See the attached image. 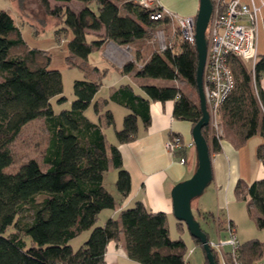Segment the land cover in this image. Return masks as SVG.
Segmentation results:
<instances>
[{
    "label": "trees",
    "instance_id": "1",
    "mask_svg": "<svg viewBox=\"0 0 264 264\" xmlns=\"http://www.w3.org/2000/svg\"><path fill=\"white\" fill-rule=\"evenodd\" d=\"M75 1L82 5L78 11L39 0L43 11L55 20V39L60 41L71 33L66 42L71 56L86 59L103 42L112 41L132 48V59L122 64V73H132L145 81L152 78L169 82L157 85L141 81V92L129 83L122 84L99 103L93 99L100 82L75 79L70 107L55 112L51 100L58 104L66 101L59 70L50 66L46 51L26 44L12 16L0 10V264H105L110 241L121 242L127 257L139 264H185L190 249L180 236H170L163 211H149L136 201L121 208L115 217L106 218L102 225L96 222L102 210L116 205L104 183L110 167L116 170L114 186L120 198L130 192V174L122 165L118 144L135 137L139 121L144 126L149 123L150 101L173 100L172 115L192 126L200 118L195 45L181 39L167 18L150 19L149 11L132 0ZM158 28L165 33L164 50L158 49L152 37ZM90 32L96 34V39L87 42ZM228 64L234 87L218 108L222 135L210 136L207 126L201 130L210 154L220 150L223 138L230 139L235 147L254 134L264 138V89L260 86L264 54L257 55L253 65L237 56L230 57ZM177 80L184 81L193 94L170 83ZM108 102L124 107L126 113L121 127L114 130L116 142L106 147L102 125L114 126V117L109 109L100 115L99 107ZM91 104L97 121L85 114ZM38 118L43 119L48 132L41 159L44 166L30 158L17 170L8 171L13 161L11 142L23 126ZM256 156L264 164L263 143L257 145ZM233 194L236 200L246 203L256 226L263 228L264 178L250 183L237 180ZM216 212L217 229L223 234L226 212L217 209L202 212L201 217L213 222ZM85 230H89L87 238L72 249L69 241ZM191 239L202 248L199 240ZM211 251L215 264H219L218 254ZM263 253L264 241L251 238L239 243L236 258L240 264H252Z\"/></svg>",
    "mask_w": 264,
    "mask_h": 264
},
{
    "label": "crops",
    "instance_id": "2",
    "mask_svg": "<svg viewBox=\"0 0 264 264\" xmlns=\"http://www.w3.org/2000/svg\"><path fill=\"white\" fill-rule=\"evenodd\" d=\"M47 1L50 6L67 5L75 11H78L82 6L80 2L75 0H70L68 2L56 0ZM255 2L258 3V0H255ZM159 3L162 8L169 11L174 10L179 15L184 16H195L198 8V0H179L174 3H171V0H159ZM36 5L38 10H40L41 6L39 1ZM11 16L16 26H18L13 15ZM260 16L256 44L257 55L264 54V6L261 8ZM54 21V18H52L53 29L55 30ZM34 31H38L37 27ZM101 32L102 30L97 33L100 34ZM95 35L96 34L92 32L88 33L86 35V41L91 42L93 39H96ZM70 38L71 36H69L68 39L64 38L65 42ZM64 39L62 38L60 41L55 40L59 45ZM98 51L103 54L106 63L113 66L114 70L106 68V66H103V70V68L94 65L92 74H103V79L106 78L109 82V84L106 85L108 94L106 93L105 98H103L104 96H97L101 87L104 86L100 82V88L94 95V101L101 102L103 99H106L113 90L122 84L129 83L135 91L141 92L139 90V83L145 80L134 77L132 73L124 74L120 70L124 62L132 59V48L130 46L118 45L112 41H106L101 44L100 48L92 50L88 55ZM69 56L74 62L78 63L79 61L81 63V60H78L76 57ZM136 63L140 65L141 61ZM170 83L174 84L175 81H171ZM260 86L264 89V73L260 78ZM172 110L173 100L164 102L150 101L149 123L144 126L142 122L139 121L135 137L131 141L118 144L122 165L130 174L131 186L129 194L123 199L120 198L115 190L113 195L116 200V205L112 210L111 216L115 217L121 208L130 206L136 201H141L149 211L165 212L168 217V224L170 219L174 218L172 214L170 191L177 182L188 178L193 173L196 166V155L194 145L185 147L183 152L185 162L181 164L178 161L179 155H170L165 149L164 142L172 134L179 135L186 143L192 142L191 123L186 120L175 118L172 115ZM114 142H116L115 136L114 140H110L108 143L105 141L106 147ZM260 143H263L264 147V138L259 134H254L249 137L240 147H235L230 139L223 138L220 140V150L210 154L212 167L211 182L213 183L209 193H211L215 200L211 207H216L215 211L217 209H226L227 216L232 220L234 226L236 225L229 215L227 207L229 203L235 200L233 194L235 183L239 179L245 183H250L254 179L264 178L262 161L256 156V147ZM215 211L212 210L211 212ZM104 260L105 264H139L127 257L121 242L115 241H110L107 244Z\"/></svg>",
    "mask_w": 264,
    "mask_h": 264
},
{
    "label": "rangeland",
    "instance_id": "3",
    "mask_svg": "<svg viewBox=\"0 0 264 264\" xmlns=\"http://www.w3.org/2000/svg\"><path fill=\"white\" fill-rule=\"evenodd\" d=\"M38 1L39 0H0V10H6L10 15H13L17 25L20 27L22 38L26 44L29 47H36L38 49L45 50L50 55V66L59 70L62 80V95L66 97V101L58 104L55 99H52L51 104L54 111L59 112L61 109H68L70 107V103L73 100L72 84L75 79L90 78L101 82L104 86H102L103 88L101 87L102 90H99L100 92L97 96H104L103 98H105L107 93L106 85H108L109 82L106 80V78L103 79V74H95L96 76L93 75L92 69L94 65H97L100 68H103V70V66L114 70L113 66H111L109 63H106L103 54L99 51L92 52L86 59L83 60H81L79 57H76L78 60H81L80 66L74 65L73 62H71V58L68 60L70 54L64 38L68 39L69 36H71V33H68V35L63 38V42L59 43L58 45L53 33L54 29L52 16L43 12L42 8V10L40 9L41 11L38 10L36 5ZM176 1L179 0H171V3ZM170 11L176 13L174 10ZM36 27L38 29L37 32L34 31ZM145 82L150 84L166 85V83L169 81L148 78ZM174 84L182 87L187 92L191 91V94H193L192 89L189 88L184 83V81L177 80ZM105 109H109L114 117V126L107 127L103 125L102 127L105 141L108 143L110 140H114V129H119L121 127L123 115L126 113V109L113 102H108L106 105L101 104L99 107V114L102 115V112ZM85 114L92 121L98 120V116L94 112L92 105H90L85 110ZM206 126L208 129V124ZM47 140L48 132L44 125L43 119L38 118L27 123L22 127L16 138L10 144L13 161L8 166L7 170H17V168L23 162L30 158H34L42 166H44L41 162V159L47 144ZM115 177L116 170L110 167L105 176L104 183L108 190L112 193H115ZM212 183L213 182L210 181L199 195L191 199L190 206L194 217L200 224L201 229L208 233L210 239H215V221L212 222L210 219L203 220L201 217L202 212H208L212 210L215 211L216 208L214 206L211 207L213 202H215L213 196L211 193H209ZM112 210L113 209L102 210L99 214L96 224L102 225L106 218L111 216ZM227 210L236 225L235 227L239 241L242 242L251 238L264 241V227L258 228L256 226L254 219L251 218L246 211V203L244 201L235 199L228 204ZM223 211L225 213L226 209H223ZM169 232L172 238L180 236L182 239H184L188 250L192 248V252L188 254V264H205V255L203 249L192 241L185 224H177L176 219L171 218L169 221ZM88 234L89 230H85L75 238L71 239L69 244L71 245L72 249H77L87 238Z\"/></svg>",
    "mask_w": 264,
    "mask_h": 264
},
{
    "label": "built area",
    "instance_id": "4",
    "mask_svg": "<svg viewBox=\"0 0 264 264\" xmlns=\"http://www.w3.org/2000/svg\"><path fill=\"white\" fill-rule=\"evenodd\" d=\"M210 1L212 10L206 28L207 51L202 71V88L208 112V133L210 136L220 137L222 130L218 121V108L234 87L228 59L237 56L253 65L257 56L258 21L264 0H258V3L255 0ZM133 2L147 9L152 20L167 18L177 28L181 39L194 44L195 16L173 13L162 8L159 0H133ZM153 38L159 50L166 48V38L162 28L154 31ZM190 145L193 143H186L179 135L173 134L164 142V147L170 155L180 156L178 161L181 164L185 162L184 149ZM214 219L216 237L207 241L210 248L218 254L219 264H240L236 258L240 241L233 222L226 214L222 224L223 234H220L217 229V212ZM190 252L192 249L188 254ZM188 254L185 257V264H188ZM252 264H264L263 257L254 260Z\"/></svg>",
    "mask_w": 264,
    "mask_h": 264
},
{
    "label": "water",
    "instance_id": "5",
    "mask_svg": "<svg viewBox=\"0 0 264 264\" xmlns=\"http://www.w3.org/2000/svg\"><path fill=\"white\" fill-rule=\"evenodd\" d=\"M211 10L212 4L210 0H198L194 23V45L197 54L195 82L201 116L191 128V138L196 155V166L188 178L177 182L172 187L170 198L174 218L186 225L191 237L199 240L208 264H215L206 233L201 229L190 206L191 199L199 195L212 179L209 147L201 131L208 124V112L206 110L202 88V71L207 51L205 33Z\"/></svg>",
    "mask_w": 264,
    "mask_h": 264
}]
</instances>
